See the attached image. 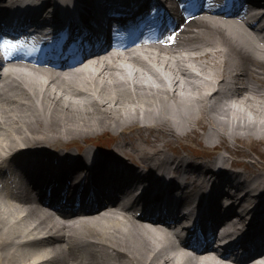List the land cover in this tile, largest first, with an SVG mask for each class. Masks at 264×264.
Wrapping results in <instances>:
<instances>
[{
	"label": "bare ground",
	"instance_id": "obj_1",
	"mask_svg": "<svg viewBox=\"0 0 264 264\" xmlns=\"http://www.w3.org/2000/svg\"><path fill=\"white\" fill-rule=\"evenodd\" d=\"M259 22L264 24V12ZM186 27L180 42L169 48L149 47L152 49L144 56L115 52L61 74L23 64L17 65L26 69L23 73L0 72V159L28 157L19 149L22 143L31 148H85L89 153L88 144L111 149L112 155L96 154L98 162L89 181L98 189L97 195L111 194L115 192L112 182L122 188L142 177L128 165L116 167L117 160H122L117 156H129L133 163L140 159L144 168L173 166L181 158L179 154L171 157V144L187 142V129L200 122L210 127L205 145L210 150L224 147V161L242 165L253 185L264 186L260 180L264 152L257 157L245 147L238 150L236 144H264V29L214 16L200 17ZM219 82L241 83L242 88L218 94L213 90ZM47 158L28 163L33 176L45 169ZM157 168L148 176L151 185L160 183L153 177ZM65 174L59 171L54 177L60 180ZM194 184L202 186L204 181L197 179ZM39 185L43 188L46 184ZM21 200L25 203L27 197ZM37 203L34 212L25 208L13 215L0 199V264H25L27 238L37 230L60 233L53 242L70 244L89 236L96 238L91 250L71 249L64 257L68 264L71 259L77 260L75 264H229L219 262L213 254L193 258L181 253L164 228L136 223L129 209L123 213L112 209L91 217L69 216L61 223L42 211L41 200ZM239 225L242 223L229 228L240 229ZM99 244H103L101 248ZM82 255L88 258L79 259Z\"/></svg>",
	"mask_w": 264,
	"mask_h": 264
},
{
	"label": "rangeland",
	"instance_id": "obj_2",
	"mask_svg": "<svg viewBox=\"0 0 264 264\" xmlns=\"http://www.w3.org/2000/svg\"><path fill=\"white\" fill-rule=\"evenodd\" d=\"M173 120V119H171ZM199 125H196L195 127H189L187 130L189 131V137H188V141H184L183 143H180L181 146L185 147L186 143L187 145H192V141L193 142H196L198 143V145L200 146H197V145H192L191 148L196 152H200V153H207V152H210V147L205 145L204 141L206 142V139H205V136H206V131L208 130V128H210L209 126H205L204 123H198ZM204 125V128H202ZM209 125V124H208ZM169 129H171V127H169ZM186 129V128H185ZM185 144V145H184ZM238 146H237V149L239 150H244V147H245V150L246 152H250L251 153H256L257 157L258 155L260 156L261 155V152H264V144H254V143H249L251 147H248L247 145H244L243 143L239 142V143H236ZM246 144V143H245ZM172 148H175V150L178 148V144H171ZM243 152V151H242ZM172 153V152H171ZM263 156V155H262Z\"/></svg>",
	"mask_w": 264,
	"mask_h": 264
},
{
	"label": "snow or ice",
	"instance_id": "obj_3",
	"mask_svg": "<svg viewBox=\"0 0 264 264\" xmlns=\"http://www.w3.org/2000/svg\"><path fill=\"white\" fill-rule=\"evenodd\" d=\"M173 39H174V37H173Z\"/></svg>",
	"mask_w": 264,
	"mask_h": 264
}]
</instances>
